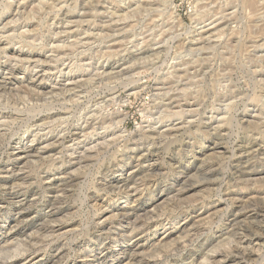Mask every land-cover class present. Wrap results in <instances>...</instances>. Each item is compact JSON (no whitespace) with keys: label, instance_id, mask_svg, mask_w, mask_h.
<instances>
[{"label":"rangeland","instance_id":"obj_1","mask_svg":"<svg viewBox=\"0 0 264 264\" xmlns=\"http://www.w3.org/2000/svg\"><path fill=\"white\" fill-rule=\"evenodd\" d=\"M145 263L264 264V0H0V264Z\"/></svg>","mask_w":264,"mask_h":264},{"label":"bare ground","instance_id":"obj_2","mask_svg":"<svg viewBox=\"0 0 264 264\" xmlns=\"http://www.w3.org/2000/svg\"><path fill=\"white\" fill-rule=\"evenodd\" d=\"M57 1V0H56ZM151 3V2H150ZM84 5V4H83ZM149 10V9H148ZM152 10V9H151ZM60 11V10H59ZM263 11V10H262ZM150 12V11H149ZM259 12V11H258ZM61 13V12H60ZM262 13V12H261ZM260 13V14H261ZM147 14V13H146ZM263 14V13H262ZM230 15H231V13H230ZM256 15V14H255ZM146 16V15H145ZM229 16V15H228ZM115 17V16H114ZM254 17V16H253ZM230 18V17H229ZM257 19V18H256ZM262 19V18H261ZM198 20V19H197ZM224 20V19H223ZM238 20V19H237ZM68 21V20H67ZM234 23V22H233ZM111 25V24H110ZM86 26V25H85ZM116 26V25H115ZM106 27V26H105ZM151 29V28H150ZM263 30V29H262ZM150 32H152V31H150ZM152 35V34H151ZM200 38H202V37H200ZM209 40V39H208ZM201 41V40H200ZM209 42V41H208ZM79 45V44H78ZM77 46V45H76ZM84 47V46H83ZM192 52V51H191ZM157 54H158V52H156ZM199 54V53H198ZM122 56V55H121ZM96 60V59H95ZM123 62V61H122ZM55 64V63H54ZM150 65V64H149ZM155 66V65H154ZM199 66V65H198ZM152 67V66H151ZM82 69V68H81ZM178 70V69H177ZM59 72V71H58ZM171 76V75H170ZM169 80V79H168ZM101 81V80H100ZM110 84V83H109ZM180 84V83H179ZM76 88V87H75ZM75 88L73 89H67L66 88V91L65 90H63V91H65L64 93H63V95H69L70 93H72V92H74V90H75ZM171 88V87H170ZM174 93V92H173ZM177 93V92H176ZM73 94V93H72ZM179 94V93H178ZM62 95V96H63ZM75 95H77V94H75ZM57 98V97H56ZM55 99V98H54ZM161 99V98H160ZM37 100H38V98H37ZM78 101V100H77ZM61 102V101H60ZM58 103V102H57ZM75 103V102H74ZM77 105V104H76ZM97 106V105H96ZM13 112V111H12ZM93 115H94V113H93ZM96 116V115H95ZM20 117V116H19ZM31 118V117H30ZM92 119V118H91ZM94 120V119H93ZM29 122V121H28ZM85 123V122H84ZM108 125V124H107ZM109 126V125H108ZM9 127V126H8ZM106 129V128H105ZM34 140V139H33ZM77 141V140H76ZM31 143V142H30ZM71 149V148H70ZM71 154V153H70ZM69 154V155H70ZM84 156V155H83ZM63 187V186H62ZM130 188V187H129ZM67 190V189H66ZM55 207V206H54ZM253 211H256L257 212V210L256 209H254ZM236 218V217H235ZM30 248V247H29ZM217 254H219V253H217ZM16 256V255H15ZM214 257V256H213ZM6 262V261H5ZM146 264V263H145Z\"/></svg>","mask_w":264,"mask_h":264}]
</instances>
